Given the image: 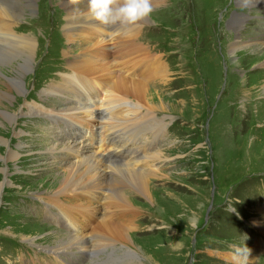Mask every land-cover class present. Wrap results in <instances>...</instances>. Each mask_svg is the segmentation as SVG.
Here are the masks:
<instances>
[{
    "label": "rangeland",
    "instance_id": "1",
    "mask_svg": "<svg viewBox=\"0 0 264 264\" xmlns=\"http://www.w3.org/2000/svg\"><path fill=\"white\" fill-rule=\"evenodd\" d=\"M34 1L35 10L27 13L28 20L16 21L14 27L15 32L31 33L37 39L32 72L23 80V96L14 93L0 107L1 111H17L9 129L0 120V264H115L117 256L110 248L92 250L90 236L89 253L75 249L64 262L46 253L59 249L53 235L64 237L67 231L36 195L55 193V182L64 177L65 165L77 160L66 149L54 153L48 149L55 146L57 136L68 142L82 136L91 143L99 137L96 120L67 116L75 112L73 105H80L75 99H64L71 96L69 90L63 96L50 93L51 86L72 75L68 63L72 56L83 55L85 40L71 43L66 36L64 0ZM254 6L241 8L237 0H163L147 17L150 23H142L136 32L138 45L133 49L139 59H147L144 53L151 52L154 60L147 72L132 74L138 73L137 81H147L170 106L169 114L153 113L160 120L170 118L155 146L152 136L145 138L140 133L134 135V143L120 142L117 137V149L123 155L111 150L107 163L133 166L136 160L160 151L169 158L158 160L152 168L164 177L151 182V203L130 195L132 188L123 183L124 192L139 209L133 213L137 228L130 237L143 264H264V44H259L264 39V13ZM239 15L246 17L241 35L245 43L232 50L236 36L229 24ZM256 37L260 40L257 47L248 46ZM159 64L167 67L165 81L150 75ZM9 71L10 77L15 76ZM104 89L93 97L103 98ZM27 103L39 105L47 118L28 116ZM101 115L99 111L97 117ZM131 127L123 129L130 134L141 131ZM81 140H75L78 149L88 144ZM12 152L15 159L9 161ZM98 197L102 203L104 197ZM103 209L100 206L98 215H88L85 222L81 215L83 233L98 227ZM68 217L76 219V213L71 211ZM118 257L125 259V249H119Z\"/></svg>",
    "mask_w": 264,
    "mask_h": 264
},
{
    "label": "bare ground",
    "instance_id": "2",
    "mask_svg": "<svg viewBox=\"0 0 264 264\" xmlns=\"http://www.w3.org/2000/svg\"><path fill=\"white\" fill-rule=\"evenodd\" d=\"M162 1L153 0V4L156 5ZM35 4L34 0H0V107H5L6 101H10L14 93L23 96L25 91L23 80L32 72L38 50L37 39L31 33L15 32L14 27L16 21L25 22L28 20L26 15L28 12H34ZM237 4L244 9L255 8L254 5H256L259 7V11L264 13V0H237ZM62 8L67 13L66 36L71 43L78 39H84L86 48L83 49V55L72 56L71 61H67L69 62L68 67L73 71L72 75L64 76L65 81H62L63 83L58 86H51L50 93L53 90L63 96L65 91L69 90L71 96H64V99H75L80 105H73L75 112L68 115L67 113L63 114L69 116L71 120L74 118H86V120H92L91 122L96 120L98 123L95 124L97 125L95 135L99 137V141L91 143L90 140L77 136L71 137V141L68 142L57 136L53 142L55 146H50L48 149L49 152L53 153L66 149L74 153V159L77 160L65 165L66 172L64 170L63 174L60 173L64 177L62 176L61 181L55 182V193L40 192L36 195L41 203L47 204V213L57 218L61 226L67 231L64 237H59L58 234L53 235L59 249H50L46 253H50L51 259L55 257L58 260L60 256V260L63 262L66 261L64 259H68L74 253L75 249L80 251L79 253H89L91 250L86 251L88 248L86 244L88 243L87 238L90 236L94 243L92 250L102 251L103 249L106 251L110 248L111 253L117 256L114 259L115 264H143V257L134 249L130 237V232L137 228V225L134 224V219L137 217H134L133 213L137 212L138 214L139 210L133 205L130 195L142 196L151 203V182L154 179L160 180L164 177V174L157 168H152L158 160L162 159V162H165L169 158L163 151H160L151 153L141 160L138 159L134 165L132 164L133 166H130L118 161H111L108 164L107 159L109 158L105 154L114 150L122 157L123 151L117 149L119 146L116 138L120 137L122 139L120 142L134 143L136 133H140L145 138L152 136L154 139H152L151 144L157 145L156 140L163 136L168 125L166 120L170 116L160 120L159 115L156 114L157 111L162 114H169L170 106L165 103L162 95L149 88L147 81H137L140 76L138 73L132 74L134 71L140 70L147 72L153 66L150 65V62L154 60V58L151 60L150 55L152 53L150 51V54L144 53L147 54V59L140 60L138 53L133 49V46L138 45L135 42L136 32L140 27L142 28V25L129 35H121L120 38L115 37L108 40L106 34L98 31L95 22L87 20L83 15L87 11V0H81L80 11L77 12H73V9L67 5V0H64ZM245 18L241 15L236 16L229 24L230 30L236 36L232 50L240 48L245 43L241 37L243 25L246 23ZM142 23L149 24L150 22L146 18ZM126 39L130 41V44ZM258 41L260 40L257 37L253 38L248 46L257 47ZM261 43L264 44V39L259 42V44ZM140 47L145 48L142 47V44ZM66 55L69 56L70 54L67 53ZM8 67L14 71L15 76H9ZM156 68L157 71L150 74L153 75L152 78L165 81L168 78L167 67L159 64L154 69ZM102 89H104L102 91L104 97H101V100L94 98L93 96L98 95ZM154 97L160 101L159 104L154 102ZM89 102H94V105ZM126 104L128 109L125 107ZM24 108L27 109L28 116L47 118V113H42L39 105L27 103L24 104ZM46 109L48 108L46 107ZM99 111L102 112V115L98 118L97 113ZM150 112L152 114H149ZM16 113L17 111L10 113L0 110V120L8 123V129L14 124ZM129 126H136L141 131L133 130L130 134L125 128ZM121 134L123 135L121 136ZM76 139H82L89 145L84 144L78 149V147L76 148L78 145ZM3 143L6 144L5 141ZM60 146L62 147L60 148ZM94 146L97 147L96 150H94ZM130 150L133 151V147ZM146 151L148 150L143 149L144 153ZM8 159L9 161L15 159L13 152L10 156L8 155ZM107 171L110 172V175L107 174ZM123 183L132 188L130 195L124 192ZM0 187H2L1 184ZM99 194L104 197L102 203L98 201ZM90 197L91 199L95 198V200H83V198ZM100 206L104 207V215L102 214V218L100 217V224L90 234L83 233L81 230L84 226L80 225L81 215H83L82 218L85 222L88 215H98ZM71 211L76 213V219L68 217ZM123 212L124 214H122ZM24 241L27 242V240ZM119 249H122V252L125 249L124 260L118 257ZM61 250L67 253V258ZM100 263L98 262V264ZM58 264L63 263L58 262Z\"/></svg>",
    "mask_w": 264,
    "mask_h": 264
},
{
    "label": "clouds",
    "instance_id": "3",
    "mask_svg": "<svg viewBox=\"0 0 264 264\" xmlns=\"http://www.w3.org/2000/svg\"><path fill=\"white\" fill-rule=\"evenodd\" d=\"M80 4L81 0H67L73 12L80 11ZM153 11V0H87L83 15L98 31L115 38L131 34Z\"/></svg>",
    "mask_w": 264,
    "mask_h": 264
}]
</instances>
